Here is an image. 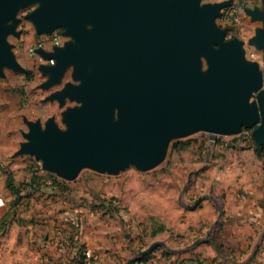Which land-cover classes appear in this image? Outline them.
<instances>
[{
  "label": "water",
  "instance_id": "1",
  "mask_svg": "<svg viewBox=\"0 0 264 264\" xmlns=\"http://www.w3.org/2000/svg\"><path fill=\"white\" fill-rule=\"evenodd\" d=\"M203 1L0 0V76L6 68L22 71L8 37L20 36V10L38 5L26 17L37 33L63 29L70 38L52 51L35 50L55 62L40 66L48 77L41 87L61 84L70 69L77 82L46 99L78 104L62 113L66 129L55 118L45 126L26 119L29 131L15 157H35L44 171L74 181L83 169L152 170L172 141L199 132L215 139L253 130L264 146V69L217 23L232 0ZM246 13L264 23V10ZM256 33L249 43L264 51V30ZM157 247L173 252L157 241L140 255Z\"/></svg>",
  "mask_w": 264,
  "mask_h": 264
},
{
  "label": "rangeland",
  "instance_id": "2",
  "mask_svg": "<svg viewBox=\"0 0 264 264\" xmlns=\"http://www.w3.org/2000/svg\"><path fill=\"white\" fill-rule=\"evenodd\" d=\"M224 1L230 0H205L202 4ZM37 8L38 5H33L21 9L17 16L20 36L8 37L22 71L6 68L4 77L0 76L2 195L8 192L7 177L14 168L11 175L22 186L31 184L28 181H32L35 175L38 181L33 182L34 186L58 192L51 203L45 199L39 205L55 204L63 211L65 208L71 210L72 216L85 227L89 220L97 221L103 227L98 241L104 248L99 252L81 248L82 255L90 252L91 257L87 260L96 255L105 258L110 254L112 260H115L113 256H123L122 264H128L131 259L132 264H210L202 251L207 250L215 240L216 231L219 233L221 230L216 222L221 221V214L227 209V187L222 182L224 175L241 176L246 172V166L264 175V161L256 153L253 130L215 139L199 132L172 141L164 161L152 170L141 172L131 166L111 175L83 169L74 181H66L57 174L44 171L42 162L35 157H15L20 144L26 141L23 134L29 131L26 119L39 120L45 126L50 118H55L58 126L65 130L62 113L68 107L78 106L69 100L63 107L57 101H46L66 83L77 82L73 80L70 69L61 84L48 90L41 87L48 77L40 66L52 63L37 53L32 54V50L43 44V49L52 51L55 46L51 43L52 35H39L35 25L26 19ZM256 8L264 10L262 0H232L217 23L227 31L226 40L237 38L244 42L246 60L258 63L263 70L264 51L249 43L258 29L264 30L263 21H254L246 13L247 9ZM237 17L241 20L239 25L234 21ZM63 32L59 29L54 33L60 37L62 46L70 41ZM178 142L190 145L177 150L174 144ZM199 199L202 200L197 204ZM241 200H244L243 196ZM157 241L166 243L173 252L157 247L142 261L140 254Z\"/></svg>",
  "mask_w": 264,
  "mask_h": 264
},
{
  "label": "crops",
  "instance_id": "3",
  "mask_svg": "<svg viewBox=\"0 0 264 264\" xmlns=\"http://www.w3.org/2000/svg\"><path fill=\"white\" fill-rule=\"evenodd\" d=\"M248 167L241 176L223 177L227 209L221 214V221L216 222L220 232L216 231L215 240L202 251L210 264H264V175ZM13 171L14 168L10 173ZM13 179L23 198L14 205L17 196L8 189L4 195L6 206L0 208V264L124 262L123 256H113L112 260L110 254L85 259L81 248L98 252L104 248L98 241L103 227L94 220H89L85 227L72 216L71 210L63 211L55 204L39 205L45 199L51 203L58 192L30 184L24 187L15 176Z\"/></svg>",
  "mask_w": 264,
  "mask_h": 264
},
{
  "label": "trees",
  "instance_id": "4",
  "mask_svg": "<svg viewBox=\"0 0 264 264\" xmlns=\"http://www.w3.org/2000/svg\"><path fill=\"white\" fill-rule=\"evenodd\" d=\"M253 144H254V147L256 149V153L259 157V159L263 160L264 161V146H259L254 140H253ZM190 144L189 143H182V142H178L176 144H174V148L177 149V150H183V149H186ZM38 181V178L33 175L32 176V182L30 185H33V182H36ZM7 187H8V190L14 195V196H17L14 200V205H18L20 200L23 198L21 196V190H20V187L15 185L14 183V179H13V176L11 175V173L8 175V178H7ZM0 229H1V225H0ZM84 258H85V255L83 254ZM148 258V255L146 256H143L141 259L142 261L146 260Z\"/></svg>",
  "mask_w": 264,
  "mask_h": 264
},
{
  "label": "built area",
  "instance_id": "5",
  "mask_svg": "<svg viewBox=\"0 0 264 264\" xmlns=\"http://www.w3.org/2000/svg\"><path fill=\"white\" fill-rule=\"evenodd\" d=\"M235 24L239 25L241 23V20L239 17L234 19ZM54 46H62V41L60 39L59 36H57L56 34L52 35V42H51ZM40 47H43V44L40 45ZM32 54H36V51L32 50ZM50 62L52 64H54V60H50ZM6 206V199L4 197V195H2V193L0 192V208H4ZM85 259L90 258L91 254L90 252H86L85 254Z\"/></svg>",
  "mask_w": 264,
  "mask_h": 264
},
{
  "label": "flooded vegetation",
  "instance_id": "6",
  "mask_svg": "<svg viewBox=\"0 0 264 264\" xmlns=\"http://www.w3.org/2000/svg\"><path fill=\"white\" fill-rule=\"evenodd\" d=\"M52 65V64H51Z\"/></svg>",
  "mask_w": 264,
  "mask_h": 264
}]
</instances>
